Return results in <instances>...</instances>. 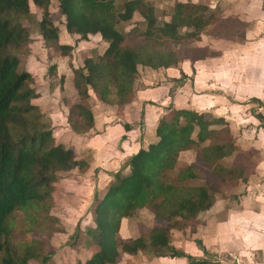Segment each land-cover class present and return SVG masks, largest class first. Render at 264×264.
I'll return each instance as SVG.
<instances>
[{"label":"trees","instance_id":"16d2710c","mask_svg":"<svg viewBox=\"0 0 264 264\" xmlns=\"http://www.w3.org/2000/svg\"><path fill=\"white\" fill-rule=\"evenodd\" d=\"M57 2L68 35L85 39L97 34L106 45L100 54L87 58L81 68L73 70V100L77 102L70 106L67 121L81 136L93 127L87 103L90 90L103 105L121 109L132 101L139 67L166 70L208 55L200 47L190 48L193 54L180 57L177 52L182 45L191 47L192 40L200 41L210 24V19H205L208 6L176 2L170 20L159 26L153 8L140 0L126 2L123 13H117L113 0ZM30 3L42 10L38 23L41 38L45 42L58 39L57 28L48 19L50 0H0V264H28L39 259L38 252H31L25 231L12 228L9 217L18 210H32L36 217L40 216L53 199L52 185L57 175L88 167L76 159L71 147L56 143L50 127L41 121L39 108L32 103L36 97L29 88L33 78L29 72L20 71L19 54L29 41L30 31L18 20L28 17ZM136 12L144 19L145 30L128 34L119 31L118 23L130 21ZM186 29L193 30L180 32ZM60 49L64 56L72 51L71 46ZM184 78L175 83L180 84ZM256 101L259 100L252 99L250 104ZM165 112L167 115L159 119L155 129L156 143L139 149L117 173L111 174L114 181L101 199L96 198L94 226L86 233L95 253L77 264H117L121 253L134 259L152 254L186 258L189 264H210L192 262L190 256L172 248L169 233L175 228H188V222L196 223L214 206L217 195L218 202L222 201L220 186L230 190L247 182L248 173L240 166L218 165L234 150L233 145L220 143L217 132L211 129L224 123L223 118L209 120L204 113L170 105ZM253 116L264 125L262 115ZM206 142L209 144L203 146ZM192 150L218 179L216 186L195 185L200 182L196 165L186 166L172 176L179 155ZM142 210L152 215L157 226L134 240H120L121 221ZM163 223L164 227L160 225ZM47 261L46 257L41 260L42 264Z\"/></svg>","mask_w":264,"mask_h":264},{"label":"rangeland","instance_id":"374dc122","mask_svg":"<svg viewBox=\"0 0 264 264\" xmlns=\"http://www.w3.org/2000/svg\"><path fill=\"white\" fill-rule=\"evenodd\" d=\"M129 1L133 0H113L114 9L117 13H123L125 3ZM140 1L144 6L153 8L159 26L170 20L176 2L208 6L212 12L208 11L205 14V19H210V24L202 34V39L207 40L202 48L208 52H210L209 49L216 52L215 48H218V61L221 55H224L225 62L232 69L230 77L234 84L248 81L247 88L249 89V95L240 90L247 96L239 101L235 100L234 96L227 98L228 101H233L230 111L226 107L225 99L221 100V97H218V108L228 110L227 113L220 112L218 115L217 113H204L209 120L224 119V123L215 125L211 129L217 132L220 143L234 146L232 154L219 161L218 165L231 168L243 167L248 173L247 182H240L230 190L220 186L218 194L224 201H221V207L233 209L218 210L217 195L214 206L201 215L196 223L188 222L186 229L183 228V223L180 224L182 225L180 228L183 229L176 230L175 228L170 231V246L190 256L192 262L264 264V125L262 126L260 121L253 116L262 115L264 122V0ZM48 13V19L57 28L58 39L55 42H45L41 38L38 23L42 18V10L37 9L32 3H30L28 17L18 20L30 31L29 41L19 54L20 71L31 74L33 80L29 88L36 96L32 103L39 108L40 115L43 117L41 121L50 127L56 143L68 145V147L77 146V154L81 153L82 156L76 159L87 162L90 161L91 155H84L80 145L84 146V143H87L86 140H90L94 134L101 132L99 131L102 128L101 119L105 123L102 118L104 113L107 118L110 116L100 109L101 106L96 103L97 96L90 90L87 103L93 116V127L81 136V141H83L80 144L77 139L80 134L73 131L67 121L70 106L77 102L73 100L76 92L74 95L70 83L73 79V70L81 68L87 58L100 54L106 45H102L103 41H98L99 37L97 41H93L95 40L94 35H88L85 39L82 36L68 35L57 0H50ZM116 27L119 31L128 34L132 30L135 32L145 30L146 24L141 15L136 12L130 21H121ZM192 30L186 29L180 32L183 34L192 32ZM214 34L218 36V46L213 44L216 41ZM198 44L192 40L191 47L186 48L183 45L179 47L177 51L179 57L189 55L190 48L200 46ZM82 45L84 47H81ZM61 46H71L72 51L64 56L60 49ZM229 52L234 53L235 57L227 56ZM145 74L142 69L140 73L138 70L135 82L137 89L143 84L138 79L146 78ZM148 86H156V79H153L151 85ZM219 90L234 94L239 89L235 86V89L218 87ZM252 94L259 100L254 105L250 104V100L253 99ZM169 97L171 98V94ZM186 100L188 101L185 99L179 104H184V108H190ZM234 103L235 106H233ZM172 104L171 106H174ZM164 115L166 116L167 112L162 116ZM113 116L115 115L108 118L106 124L118 121ZM98 142L99 140H96L93 146L95 145L98 151H103L102 147H97ZM207 144L209 142L203 146ZM189 165L198 167L200 182L194 183L195 185L206 186L211 183L216 186L218 179L212 175L210 168L201 164L198 153L194 150L179 155L172 176L174 177L180 169ZM91 171L90 175H88V170L84 169L59 173L56 182L52 185L53 199L47 210L40 216L36 217L32 210H18L9 217L12 228L25 231V240L31 246V252H38L39 259L30 261L28 264H42L41 260L45 257L48 259L45 264H77L78 261L85 262L95 253V246L86 234L87 229L94 226L93 207L96 204V198L103 197L108 185L114 179L108 172H101L102 176L99 177L98 170ZM125 174L128 175V173ZM235 196L238 199H235ZM235 202L237 203L233 204ZM228 215L230 217L225 218ZM153 220L148 211H138L123 223L122 237L128 239L132 237V234L133 237H140L152 227L157 226ZM160 225L164 227L165 223ZM166 254L169 256L170 253L166 251ZM139 257L134 259L121 253L117 264L190 263L186 258L167 257L164 259L152 254H142Z\"/></svg>","mask_w":264,"mask_h":264},{"label":"crops","instance_id":"0c3cea01","mask_svg":"<svg viewBox=\"0 0 264 264\" xmlns=\"http://www.w3.org/2000/svg\"><path fill=\"white\" fill-rule=\"evenodd\" d=\"M214 7L211 8L214 9ZM216 34L218 35V33ZM217 35L214 34L216 41H214L213 43L216 46H218ZM94 37L95 38L93 39L95 40L93 41H97L98 37V41H102L99 35L96 34L94 35ZM244 37L245 35L243 36V38ZM201 40L203 42H201ZM197 43H199L198 45H200L198 47L202 48L204 47V44L206 45L207 40H203L201 35L200 41ZM78 45L80 44L78 43ZM102 45H105V43H103ZM81 47H84V45H82ZM215 49L216 52L210 49V52H208L204 49L208 54L204 59L194 62H191L189 60L183 61L177 68H170L166 70L160 69L154 71L151 69H142L141 67H139V73L140 69H142L144 73H146V78L142 77L138 79L143 83L141 88L137 89V83H135L132 101L121 109L118 107H108L106 105H103L97 99L96 103L97 105L99 104L101 106L100 109L109 114L110 117L112 115H115L113 116V118L118 121L113 122L112 124H106L108 118L110 117L107 118L106 116H104V113L102 118L105 120V123L102 122L101 119L102 128L101 130H99L101 132L94 134L90 138V140H86L87 143H84V146L80 145V147H82V153H84V155H91L90 161L86 162L88 164V167L85 170H88V175H90V173L92 172L91 170H98L99 177L102 176L101 172L115 174L121 169L123 164L132 155L136 154L139 151V149L146 148L148 145L156 143L157 138L155 136V129L157 123L163 113H165L166 108L169 105L171 106L172 103L174 107L183 109L185 105L179 103L182 100L188 99V101L186 100V103L190 108L185 109H191L198 113H217L218 115V113L220 112L227 113L228 111L218 108V97H221V100L225 99L226 107H228L230 111L233 101H228L227 98L230 99L231 96H234L235 100L239 101L244 96H247L240 90L249 95V89L247 88L248 81H246L245 83L240 81V84H234L233 79L230 77V70L232 69L229 68L228 64L225 62L226 59H224V55H221L220 60L218 61V48ZM229 53L230 54H227V56L234 55V53ZM182 76L185 77L183 82H181L180 84L175 83L176 80L181 79ZM147 78L149 80H147ZM153 79H156V86H148L151 85V81ZM70 86L71 91L74 94L75 90L72 83H70ZM235 86L239 90L234 94L222 92L221 90L218 91V87H233L235 89ZM169 94H171V98L169 97ZM179 96H181V98L178 99ZM251 97L253 99H256L253 97V94L251 95ZM233 106H235V103ZM125 125L129 128L125 129ZM77 139H79L78 142L82 144L83 140L81 141V135L77 136ZM96 140H99V145L97 144V147H102L104 152L101 150L98 151L95 145L94 148L93 144H95ZM70 147L74 150L75 156L81 158L82 154H77V146L70 145ZM222 202L224 201L222 200ZM236 203L237 202L233 204ZM220 204L221 202H218V210L220 211H229L233 209L229 207L222 208ZM229 217L230 215L225 216V218ZM127 220L129 219L122 220L120 224L118 236L122 241H131L137 238V236L133 237V234L131 235L132 237H129L128 239H124L122 237L123 234L121 232V228L123 223H125Z\"/></svg>","mask_w":264,"mask_h":264}]
</instances>
